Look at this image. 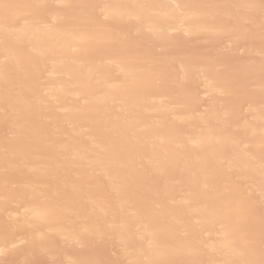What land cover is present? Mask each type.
I'll return each instance as SVG.
<instances>
[{"label":"bare ground","instance_id":"6f19581e","mask_svg":"<svg viewBox=\"0 0 264 264\" xmlns=\"http://www.w3.org/2000/svg\"><path fill=\"white\" fill-rule=\"evenodd\" d=\"M0 264H264V0H0Z\"/></svg>","mask_w":264,"mask_h":264}]
</instances>
